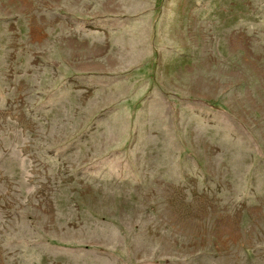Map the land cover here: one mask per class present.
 <instances>
[{"label": "rangeland", "instance_id": "obj_1", "mask_svg": "<svg viewBox=\"0 0 264 264\" xmlns=\"http://www.w3.org/2000/svg\"><path fill=\"white\" fill-rule=\"evenodd\" d=\"M0 264H264V0H0Z\"/></svg>", "mask_w": 264, "mask_h": 264}]
</instances>
